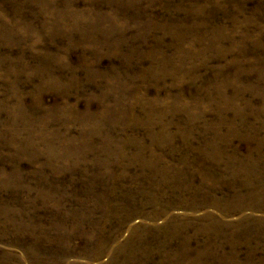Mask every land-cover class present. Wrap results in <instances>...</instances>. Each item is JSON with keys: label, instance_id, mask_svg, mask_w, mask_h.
I'll return each mask as SVG.
<instances>
[{"label": "rangeland", "instance_id": "374dc122", "mask_svg": "<svg viewBox=\"0 0 264 264\" xmlns=\"http://www.w3.org/2000/svg\"><path fill=\"white\" fill-rule=\"evenodd\" d=\"M0 264H264V0H0Z\"/></svg>", "mask_w": 264, "mask_h": 264}]
</instances>
